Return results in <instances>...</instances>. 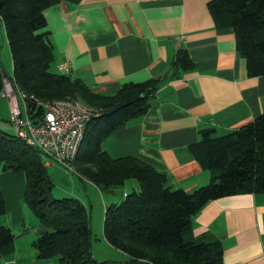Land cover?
I'll return each instance as SVG.
<instances>
[{"label": "trees", "instance_id": "16d2710c", "mask_svg": "<svg viewBox=\"0 0 264 264\" xmlns=\"http://www.w3.org/2000/svg\"><path fill=\"white\" fill-rule=\"evenodd\" d=\"M60 1L0 0V21L13 65L12 75L6 76L0 60V94L6 79L14 89L38 99L71 98L97 112L86 124L73 173L101 190L136 181L131 192L105 207L103 222L105 240L130 262L222 264L221 241L191 236L192 217L208 201L264 192V112L222 136H214L213 128L200 131V141L190 150L212 175L208 184L191 192L167 186L164 172L134 157H109L102 149L103 140L150 108L164 75L125 83L114 95H100L70 75L51 71L54 49L45 30L44 10ZM208 8L218 28L234 31L248 74L264 75V0H209ZM195 67L188 51L179 48L169 76L176 78ZM41 153L15 134L0 130V169L24 173L23 200L45 228L33 241L38 258H55L62 264H111L93 257L88 208L76 198L51 195L53 183ZM5 213L0 190V215ZM13 241L11 229L0 225V261L11 252Z\"/></svg>", "mask_w": 264, "mask_h": 264}, {"label": "crops", "instance_id": "0c3cea01", "mask_svg": "<svg viewBox=\"0 0 264 264\" xmlns=\"http://www.w3.org/2000/svg\"><path fill=\"white\" fill-rule=\"evenodd\" d=\"M208 2L61 0L44 10L45 30L54 49L53 72L70 75L100 95H114L125 83L164 75L150 108L116 128L103 140L102 149L113 159L130 156L149 164L166 174L167 186L187 192L211 180V171L190 150L200 141V131L213 128L214 136H222L264 112V75L248 74L234 31L216 26ZM1 28L6 36L0 21ZM179 48L188 51L196 67L170 78V64ZM7 174L0 177H10ZM80 179L86 198L69 197L88 208L87 203L92 204L88 190H102ZM1 182L6 213L0 215V225L11 229L14 241L0 264H62L55 258H38L33 241L45 228L24 200L20 202L23 193L8 202L12 188ZM130 184L137 186L136 181ZM125 191L112 190L104 207L118 202ZM190 235L219 239L222 264H264V192L208 201L193 215Z\"/></svg>", "mask_w": 264, "mask_h": 264}, {"label": "built area", "instance_id": "2783aa9c", "mask_svg": "<svg viewBox=\"0 0 264 264\" xmlns=\"http://www.w3.org/2000/svg\"><path fill=\"white\" fill-rule=\"evenodd\" d=\"M63 69L67 70L65 64ZM1 97L8 101L15 135L73 172L86 124L97 115L90 106L71 98L41 100L14 89L5 79Z\"/></svg>", "mask_w": 264, "mask_h": 264}, {"label": "rangeland", "instance_id": "374dc122", "mask_svg": "<svg viewBox=\"0 0 264 264\" xmlns=\"http://www.w3.org/2000/svg\"><path fill=\"white\" fill-rule=\"evenodd\" d=\"M0 60L5 75L11 76L13 70L12 59L7 38L3 33V28L0 29ZM50 70H54L52 65L50 66ZM0 130L9 134H15L14 128L10 122L8 101L5 97H0ZM41 157L43 162L45 163L47 174L49 175L53 183L51 195L54 198L75 196V194L86 198L87 193L84 190V183L76 175V173H73L60 164L54 162L45 154L41 153ZM6 173H9L7 175H10V177H0V182L2 181L1 183H3L4 186L9 185L12 188L11 191L7 193V199L9 202L11 200V197L13 196L14 199H16L17 194H19V196H22V193L24 192L26 186V178L23 172H5L0 169V175ZM131 181L134 180H127L123 186L108 190H102L101 193H94V191L88 190V194L92 202V204L87 203L88 211L90 213L91 250L93 252L94 258L97 261L109 260L111 264H149L147 262H130L128 259L127 260L129 263H125L124 254L120 250L109 245L103 235V222L105 212L103 201L107 200V202H110V198H112L113 195L112 190L114 189H121L122 187H125V192H131ZM22 198L23 197H21L20 202H23ZM119 200H121V198H118L117 201ZM108 204L109 203H107V205Z\"/></svg>", "mask_w": 264, "mask_h": 264}]
</instances>
